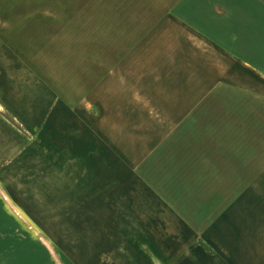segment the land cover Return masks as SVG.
Here are the masks:
<instances>
[{
  "label": "crops",
  "instance_id": "crops-1",
  "mask_svg": "<svg viewBox=\"0 0 264 264\" xmlns=\"http://www.w3.org/2000/svg\"><path fill=\"white\" fill-rule=\"evenodd\" d=\"M69 1L0 0V67H39L65 37L114 180H143L201 253L237 201L263 223L264 0Z\"/></svg>",
  "mask_w": 264,
  "mask_h": 264
},
{
  "label": "rangeland",
  "instance_id": "rangeland-1",
  "mask_svg": "<svg viewBox=\"0 0 264 264\" xmlns=\"http://www.w3.org/2000/svg\"><path fill=\"white\" fill-rule=\"evenodd\" d=\"M66 42L42 51L39 67H0V264H264V221L240 202L204 228L205 254L143 180H114L112 147H99L97 107L81 92L87 57ZM103 117L120 142L118 120Z\"/></svg>",
  "mask_w": 264,
  "mask_h": 264
}]
</instances>
